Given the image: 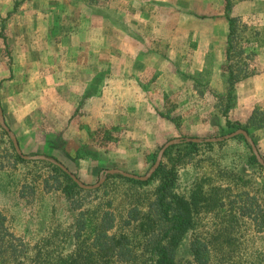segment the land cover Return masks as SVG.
<instances>
[{
	"label": "rangeland",
	"instance_id": "rangeland-1",
	"mask_svg": "<svg viewBox=\"0 0 264 264\" xmlns=\"http://www.w3.org/2000/svg\"><path fill=\"white\" fill-rule=\"evenodd\" d=\"M228 16L235 74L246 76L224 116ZM80 28L84 36L70 34ZM0 102L24 155L53 158L85 184L104 169L144 175L171 138L234 131L226 117L247 127L264 160V125L249 121L252 110L264 111V0H0ZM4 131L0 125V211L26 243L24 264L64 252L61 231L73 230L80 210L110 208L120 218L133 194L148 196L160 180L157 169L144 185L108 175L95 189L79 186L72 200L58 187L64 175L47 160L17 159ZM238 135L195 142L193 158L179 162L182 148L165 155L169 146L160 164L175 162L174 190L187 196L199 180L226 196H262L264 166L248 160L253 152ZM221 224L219 215L198 214L177 263L195 264L186 246L197 236L211 243L207 264H264V233L241 219L231 247L216 248Z\"/></svg>",
	"mask_w": 264,
	"mask_h": 264
},
{
	"label": "trees",
	"instance_id": "trees-1",
	"mask_svg": "<svg viewBox=\"0 0 264 264\" xmlns=\"http://www.w3.org/2000/svg\"><path fill=\"white\" fill-rule=\"evenodd\" d=\"M18 2L15 3V5ZM14 5V6H15ZM227 8L229 2H227ZM234 17L228 16V33L226 39V62L222 66L227 83L226 102L223 111L226 116L228 109L235 102V84L240 78L235 74L231 54L233 53L232 37L234 33ZM3 27V24L1 25ZM226 125L235 129L247 127L240 126L238 122H231L225 118ZM249 121L264 125V111L252 110ZM261 121V122H260ZM234 129V130H235ZM6 133V131H4ZM244 139L242 134L238 135ZM246 141V140H245ZM249 148L250 144L246 141ZM222 144V142H220ZM210 145V143H206ZM198 143L184 142L170 146L165 155L170 154L173 148H182L174 158L175 162L184 160L188 156L193 158ZM17 159H21L19 155ZM249 161H255L251 154ZM175 162L170 166L160 164L154 175L158 176L159 183L148 196L143 197L133 194L131 205L125 213L117 218L110 208L95 209L92 212L80 210L73 224L72 231H61L68 235L65 243L69 247L64 252H59L52 261H43L40 254L33 259L34 264H178L179 251L195 225V219L201 212H210L219 215L222 229L218 230L220 243L216 248L226 245L231 247L230 237L233 236L235 226L241 219H247L253 225L254 231L264 233V194L258 196L248 190L232 192L224 195L221 189H204L201 181H197L190 189L187 196L174 190L176 172ZM53 171H60L65 182H60L59 189L67 196L74 199L79 193V186L55 164L48 163ZM112 177L121 178L132 185H144L148 181L125 178L119 174ZM109 178V177H108ZM107 180V179H106ZM105 185V184H103ZM230 191V189H228ZM230 196L232 198H230ZM111 205V202H110ZM77 209L79 205L75 206ZM119 221L117 222V220ZM119 223L118 227L117 224ZM60 233V232H59ZM210 242L197 236L191 237L186 246V252L195 264H207L210 259ZM211 244V243H210ZM26 243L15 235L7 225L6 216L0 211V264H24L29 258L26 252ZM39 251V250H38ZM256 264V263H254ZM261 264V263H258Z\"/></svg>",
	"mask_w": 264,
	"mask_h": 264
},
{
	"label": "water",
	"instance_id": "water-1",
	"mask_svg": "<svg viewBox=\"0 0 264 264\" xmlns=\"http://www.w3.org/2000/svg\"><path fill=\"white\" fill-rule=\"evenodd\" d=\"M0 125L1 127L8 133V135L10 136L13 146L17 152V154L19 156H21L24 159H42V160H47L55 165H57L59 168H61L65 173H67L71 179L81 188L84 189H95L97 187H99L105 180V178L108 175H113V174H119L121 176L127 177V178H131V179H135V180H141V181H145L147 180L154 172L155 170L158 168V166L160 165L161 162V158L165 152V150L169 147L172 146L174 144L183 142V141H190V142H201V141H221L223 139H228L231 137H234L238 134H242L245 138V140L250 144L251 146V150L253 152V154L255 155L257 161L264 166V160L262 159V157L260 156L252 138L249 136L248 132L243 129V128H238L228 134H225L223 136H218V137H208V138H200V137H176V138H171L169 140H167L159 149L156 160L154 161V163L152 164V166L149 168V170L146 172V174L144 175H137V174H133L130 172H127L125 170L122 169H117V168H113V169H104L100 172V176L99 179L96 183L94 184H85L83 183L81 180H79L77 178V176L70 172L61 162H58L56 160H54L53 158H49L47 156L44 155H33V156H27L24 155L21 151V149L19 148V144L18 141L16 139V137L14 136L13 132L10 130V128L7 126L4 117H3V112H2V108L0 106Z\"/></svg>",
	"mask_w": 264,
	"mask_h": 264
},
{
	"label": "crops",
	"instance_id": "crops-1",
	"mask_svg": "<svg viewBox=\"0 0 264 264\" xmlns=\"http://www.w3.org/2000/svg\"><path fill=\"white\" fill-rule=\"evenodd\" d=\"M82 16H84V15H82ZM48 29V28H47ZM61 29V28H60ZM80 32H78V30L77 29H75L74 31L75 32H72V30L70 31V34L71 35H73V36H75V35H83V34H85L84 33V31H85V29H81L80 28ZM61 33V32H60ZM47 34V33H46ZM84 36V35H83ZM107 38V37H106ZM80 40H81V38H80ZM79 40V41H80ZM103 40H105V39H103ZM106 41V40H105ZM107 42V41H106ZM92 45V44H91ZM108 45V42L105 44V42H101V45H100V48L102 49V51L104 50V51H108L109 50V46H107ZM118 45V44H117ZM78 45H75L74 47H77ZM97 47H98V45H97ZM70 48H72V47H69L67 50H69ZM92 47L90 46V48H89V51L91 52V49ZM74 51V50H73ZM0 106H1V108H2V112H3V117H4V120H5V122L8 124V126L11 128V130H13L12 129V127H11V124L9 123V121L7 120V117H6V115H5V113H4V107H3V105H1V102H0Z\"/></svg>",
	"mask_w": 264,
	"mask_h": 264
}]
</instances>
